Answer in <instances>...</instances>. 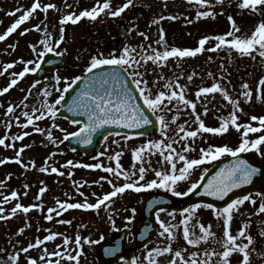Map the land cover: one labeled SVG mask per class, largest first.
Listing matches in <instances>:
<instances>
[{"label":"rangeland","instance_id":"1","mask_svg":"<svg viewBox=\"0 0 264 264\" xmlns=\"http://www.w3.org/2000/svg\"><path fill=\"white\" fill-rule=\"evenodd\" d=\"M34 0H0V34H3L7 28L18 18L22 13L17 15H9L10 12L17 8H28ZM43 3H54L57 5L56 9L49 10L48 13H43L38 10L33 18L10 34L5 41H0V72L3 71L4 66L11 62H16L15 67L9 72L0 76V89L7 86L12 79L11 72H19L25 66L20 63V59L24 61L33 60L39 63L37 52L32 50V45H36L38 52L44 51V46L40 44L43 39H48L51 45L55 48L53 52H60L70 57L71 65L67 68H58L54 76H49L42 80L35 88L32 89V94L25 101L24 97L27 95V89L35 82L34 72L27 74V76L18 82L17 86L12 87L9 92L0 95V138L7 137L6 143L11 142V138L15 135H20L24 131H28L31 135L24 138L23 141H15L14 148H5L0 146V159L8 160L7 163L0 165V173L3 176V182L0 184V206L4 207V215L10 216V210L17 202L25 206L40 203L43 204V210L32 209L29 213L18 212L16 216L0 221V264H28L30 258H39L44 256L43 247H47L49 252L58 250L57 245H63V236H67L71 243L63 246V251L69 252L73 255L77 254L80 249L75 245L74 240L77 236L82 237V255H80L79 264H99L97 256L93 252V246L97 243H89L88 241H98V243L105 241L108 237L115 235L119 229H129L130 244L131 235L136 230V224L140 216V202L152 192H165L174 195L172 192L165 189H151L140 193L128 191L123 195H118L114 198V202L108 207L101 206L99 210H83L70 209L64 212L61 216H56L53 213L54 219L52 221L46 220L47 209L57 208V200L67 202H83L87 197L89 202L94 203L97 197L102 196L108 191L112 190L111 185L106 181H100L99 184L93 183L99 180L101 176H107L113 179L114 183L122 184L125 182L123 178L115 179L110 173H105L103 169H88L77 167V164H92L100 162L105 167L116 166L114 159L117 152L121 153L120 164L125 171H131L133 165L139 167V162L135 161L134 150L146 144L149 139H161L160 130L152 135L146 136H131L130 139L125 140V135H107L102 145H100L96 153L84 155L83 153L69 148L63 140L66 132H74L80 125H74L61 116H56L53 120L47 115L41 121H37L39 127L45 129L44 133H38L33 130V126L27 129L21 125L26 122V117L22 115L23 111L31 112L33 108H41L47 101L53 103L62 93L57 91V88L66 86L64 78L71 81L75 76L81 75L85 72L91 56L98 52L105 55L111 54L114 50H122L124 46L135 48L137 52L141 51L140 46L151 44L157 50H163V45H157L155 41L159 39V28H163L166 34V40L169 47H196L198 41L205 35L215 36L228 32L231 28L230 22L227 19L229 15L233 16L242 30V34H250L255 26L264 16L259 13H253L248 10L240 9V0H223V3H218L217 0H210L211 7L199 5L194 0H134V6H130L120 16L113 18L107 15H101L97 20L82 19L77 24L61 25L60 20L64 15L75 13L90 9L96 5V0H42ZM115 7L122 6L126 0H112ZM198 11H214L217 13L215 17L196 19ZM176 15L179 19L162 20L159 26L152 24V20L159 19L160 16ZM45 17H47L45 19ZM191 20V23H187ZM41 23V31H36L34 25ZM124 26L126 33L123 37H119L118 28ZM47 28V35L44 28ZM63 27V34L65 40L62 43L59 41L61 28ZM25 28H32L30 32L21 35ZM145 33L149 39L140 33ZM215 41H210L206 48L214 45ZM148 54L151 53L149 49ZM138 58V57H137ZM224 65L222 68L221 65ZM34 65H29L32 67ZM147 67H152L146 69ZM146 69V71H145ZM131 70V69H129ZM145 73L144 79L149 81L152 87L153 94L158 93L164 88L165 83L172 81L179 82L181 85H187L186 98L192 99L197 103V111L203 113L205 104L209 112L207 116L202 115L206 126L218 127L223 122V118L230 115L233 106L223 98L220 93L210 94L207 98L201 97L197 100L196 92L200 87H208L213 83L223 84L229 94L234 99H241V107L243 113L240 115L241 123L251 122L254 126H258V122L250 121L252 115H264V102L259 99L261 92L258 81L264 77V58L260 57L258 52H254L252 56L240 55L235 50L229 52L227 49H221L216 52L205 51L198 54L196 57L181 58L176 60L170 58L167 65L158 67L152 62H148L144 68L138 69ZM195 72L197 75L189 81L187 77ZM211 72L213 75L209 76ZM59 75L61 80L57 84L56 76ZM163 75L165 79L159 81L158 85L153 86V81ZM247 82L253 89V101L248 102L243 99L241 93L242 83ZM47 88L52 95L45 98L43 96V89ZM174 104L176 102H173ZM24 104L28 107L24 108ZM9 105H15L16 110L12 114H7ZM60 107L59 105L57 106ZM171 107V106H170ZM37 115L39 113H36ZM158 115V113H156ZM166 120L170 122L168 130L169 136H174L178 131V125L184 124L188 121L186 127L188 130H195L198 124L194 123V116L191 114L190 108H183L179 112V118L171 123L172 117L177 115L176 111L163 113ZM16 117L20 118V124L16 123ZM11 123V127L8 124ZM58 125V127H56ZM63 129L64 131H61ZM51 131L56 143L48 139L47 132ZM181 135H183L181 133ZM257 133H251L250 139H255ZM128 136V135H126ZM179 139V137H176ZM242 139V131L237 132L234 127L224 135H213L210 133H203L198 136L196 140L188 141L192 143L197 151L189 153L191 158L199 157V148H206L208 145H223L238 146ZM119 143H116V142ZM24 145L30 147L25 148L21 153L23 164L15 162L14 158L19 148ZM177 151H181V145H174ZM105 153L101 156L100 153ZM55 153V155H52ZM261 157L260 152H257ZM113 157L109 160L108 157ZM226 157V156H225ZM147 158V157H146ZM223 158V157H221ZM151 164H145V167L159 169L161 167L160 161L162 157L158 153H154L150 158ZM72 160L73 165L68 166L67 161ZM183 162H179L178 167ZM210 163L203 165L193 173L192 181L199 179L204 168L210 169L214 164ZM28 165V167H24ZM34 165V166H33ZM42 167L49 168V171L42 172ZM51 167H56L65 175L60 176L58 173H52ZM71 173V175H69ZM137 177H133L136 179ZM154 173L149 171L146 180L154 179ZM189 182H181L178 185V190L186 191L190 187ZM87 182V183H85ZM143 183V181L141 182ZM25 185H28L25 188ZM47 187V191L43 197L37 199L41 187ZM84 193V197L80 196L77 191ZM12 191L18 192V199L12 200L10 194ZM27 192V195L24 193ZM95 193L96 195H93ZM253 199H256L257 204L253 205L250 202H245L240 210L234 213L232 222V232L236 234L244 223H249V231L256 238L255 251L252 253L251 264H264V236L259 233L264 230V214L258 212V205L261 202L258 195L251 194ZM5 197H8L5 202ZM135 208V219L129 221L127 217L133 215L131 209ZM165 212L160 213V219L166 223L177 225L178 239L173 243L174 250L186 249L185 255L190 256L192 251H198L203 254L205 249L222 250L221 246L215 241L210 240L207 243H202L199 246L188 245L183 239V212H176L173 219L169 213L171 210L165 209ZM59 220H70V224L59 223ZM115 221L113 226L112 221ZM159 223V221H158ZM205 226L211 224L212 231L216 233L217 239L223 237L224 223L223 219H217L214 210L201 208L197 210L195 216L189 221L191 231L196 236L201 234L199 224ZM20 228H24L23 233L19 232ZM51 229L54 232L62 234L58 236L55 241H47L45 245L30 249L28 253H23L20 250L27 247L29 243H34L37 238L49 234L46 230ZM155 234L151 244L142 248L136 253L134 258L137 264H148L147 252L155 247H163L168 243L166 237H160L161 231ZM19 252L18 260H13L12 257ZM54 260H61V264H74L73 261H68L66 256L51 257ZM172 258L171 255L159 257L160 264H167V261ZM241 259V254H234L232 257V264H238ZM124 260L117 264H126Z\"/></svg>","mask_w":264,"mask_h":264},{"label":"snow or ice","instance_id":"2","mask_svg":"<svg viewBox=\"0 0 264 264\" xmlns=\"http://www.w3.org/2000/svg\"><path fill=\"white\" fill-rule=\"evenodd\" d=\"M196 4L205 5L211 7L210 0H194ZM218 3H223V0H217ZM130 6H134V0H126L122 6L115 7L112 0H96V5L90 9H85L80 11L79 14L70 13L64 15L60 20V24L67 25L69 22L71 24H77L82 19L87 18L90 20H97L101 15L111 16L113 18L120 17L126 9ZM239 8L251 11L253 13H259L264 16V0H240ZM57 5L54 3H43L42 0H34L30 7L17 8L15 11L10 12L9 15H17V13H22L18 18L7 28V30L0 34V41H5V39L17 29H20L23 24L29 22L35 14H38V10L43 13H48L49 10L56 9ZM217 13L214 11H198L196 19L215 17ZM47 17H45L46 19ZM177 20L179 17L176 15H171L168 17L160 16L159 19L152 20V24L159 26L162 20ZM227 19L230 22L231 28L228 32L215 35V36H203L198 41V46L196 47H169L166 40L165 30L159 28V39L155 41L157 45H163V50H157L153 48L151 44L145 47L141 45V51L137 52L135 48H130L124 46L122 50H114L111 54L105 55L104 53L98 52L96 55L91 56L90 62L86 67L85 71L90 73L87 78L84 79V88L80 90L77 96L72 100L71 106L68 107L70 112L82 113L87 117V122L81 120H72L74 125H82L79 127L78 131L66 132L63 137V141L68 140L70 137H76L83 144H90L92 142L93 134L106 125H120L128 129H141L146 125L153 124V120L149 118V114L146 112L145 108L141 106V103L137 100V95L143 98V105L147 106V109L151 110V113H158L157 119L160 124V133L162 138L157 140L149 139L146 144H142L134 150L135 161L139 162V167L133 165L131 171H125L120 164L121 153L117 152L115 154V167H105L102 163H92V164H77V167H83L88 169H103L105 173H110L115 179H120L121 177L125 182L122 184L114 183L113 179L107 176H101L99 180L93 183L99 184L100 181H106L111 185L112 190L106 192L102 196L97 197L94 203L89 202L87 197L84 198L83 202H67L57 200V208H48L46 220L52 221L54 219L53 213L56 216H61L64 212L70 209H83V210H99L101 206L108 207L114 202V198L118 195H123L128 191H134L140 193L145 190L151 189H165L172 192L175 196H188L190 193L196 192L198 189L203 187V192L209 197H216L220 200H224L229 193L233 192L234 189L241 188L244 185L251 184L253 178L261 170L253 164L249 163V160L242 159V153H249L255 150L264 155V115L256 116L252 115L250 121L258 122V126H254L251 122L241 123L240 115L238 113H243V108L241 107V99H234L227 88L217 82L213 83L208 87H200L196 92L197 100L201 97L207 98L210 94L220 93L224 99H226L232 106L233 110L230 115L223 118V122L218 127L206 126L205 120L202 119L203 116H207L209 109L205 104L203 108V113L197 111V103L192 99L186 98V88L187 85L179 84L177 82L173 83L168 81L165 83L164 88L166 90H160L158 93L153 94L152 87L149 85V81L144 79L145 73L138 71V69L144 68L148 62H152L158 67H164L167 65L170 58H175L180 60L181 58L196 57L198 54H202L205 51L216 52L221 49H227L229 52L235 50L240 55L252 56L254 52H258L259 56L264 58V19H261L259 23L255 26L254 30L250 34H242V30L238 25L237 21L233 16L229 15ZM187 23H191V20H187ZM36 31H41V23L34 25ZM32 28H25L22 30L21 35L32 31ZM47 35V28L44 29ZM140 35L148 40L149 37L141 32ZM65 40L63 34V27L61 28V34L59 36V41L57 43H62ZM210 41H215L214 45L210 48H206V45ZM40 44L44 46L43 52H38L36 45H32V50L37 52L39 60H43V57L48 52L55 51V48L51 45L48 39H43ZM149 49H151L152 54H148ZM60 56L62 53L57 52ZM138 57V58H137ZM20 63L25 66L19 72H11L12 79L10 83L0 89V95L9 92V90L18 85V82L24 79L27 74L36 72L40 67V63L33 60L24 61L23 58L20 59ZM51 62V61H49ZM16 62L8 63L4 66L0 76L9 72L10 69L15 67ZM29 65H34L29 67ZM103 66H118L113 68L112 71H99L95 72L96 69H101ZM223 68L224 65L222 64ZM129 69H131L129 71ZM146 71V69H145ZM197 73L193 72L189 75L187 79L191 81L193 76ZM209 76L213 74L208 73ZM131 76L133 79L131 83L135 85L138 89V93L129 87V80L126 78ZM57 84H59L61 77L56 76ZM66 86L57 88L62 94L55 99L53 103L45 102L41 108H33L31 112L23 111L22 115L26 117V122L21 126L27 129L30 125L33 126V130L38 133H44L45 129L38 126L37 121H41L47 115L53 120L57 116L60 108L63 107L62 102L65 101L64 93H67L69 89L73 88V85L82 79L81 76H75L71 81L64 78ZM165 79L163 75H160L156 81H153V86L158 85L159 81ZM40 83L39 80L35 81L28 89L27 95H25L24 100L26 101L32 94V89L35 88ZM258 86L260 89H264V77H261L258 81ZM242 97L248 102L253 101V89L249 83L244 82L241 85ZM52 93L47 89H43V96L45 98L50 97ZM259 99L264 102V91L261 92ZM173 102H176L175 104ZM171 106V107H170ZM181 106L183 108H190L191 114L194 116V123L198 124L195 130H188L186 125L188 121L184 124L178 125V131L174 136L168 135V130L170 127V122L166 120L163 113L176 111L177 115L172 117L171 123H174L178 118V114L181 111ZM15 105H9L7 108V114H12L16 110ZM28 105L24 104V108ZM36 113H39L38 115ZM16 123L20 124V118L16 117ZM11 127V123L8 124ZM58 127V125H56ZM230 127H234L237 132L242 131V139L238 146H230L228 144L223 145H213L210 144L206 148H199V157L191 158L188 154L197 151V148L193 146L192 143L188 141H195L198 136H202L203 133H210L213 135H224L229 130ZM61 131H64L61 129ZM181 133L183 135H181ZM251 133H257L255 139H250ZM31 135L30 132L24 131L20 135H15L11 138V142H7V137L0 138V146L5 148H14L15 141H23L25 137ZM119 135V133H117ZM138 136H144L146 133L144 131H139L136 133ZM48 139L53 143L56 140L53 138L51 131L47 132ZM176 137H179L177 139ZM107 139V137H105ZM125 140L130 139L129 136L124 137ZM116 143H119L118 141ZM174 145H181L182 150L177 151ZM30 147L29 145H24L19 148L15 155V162L23 164L21 158V153L24 152L25 148ZM154 153H158L162 160L160 161L161 167L159 169H153L145 167L144 165L151 164L149 159ZM52 155H55L53 153ZM101 156L105 153H100ZM231 156L235 159L225 164L219 169L210 179H207L206 183L205 177L208 174L209 169L204 168L199 179L192 181L193 173L200 169L205 164H210L218 161L221 157ZM147 157V158H146ZM109 160L113 157H108ZM8 160L0 159V165L7 163ZM179 162H183L181 166L178 167ZM68 166L73 165L72 160L67 161ZM34 166V165H33ZM28 167V165H24ZM42 172L49 171V168L42 167L40 169ZM50 171L52 173H58L60 176L65 175L64 172L60 171L56 167H51ZM149 171L154 173L155 178L151 180H146V176ZM71 175V173H69ZM133 177H137L133 179ZM143 181V183H141ZM190 187L186 191L178 190V185L181 182H189ZM87 183V182H85ZM28 185H25L27 188ZM47 191V187H41L37 199L43 197L44 193ZM77 191L80 196L84 197V193L79 191V186ZM18 192L12 191L10 197L12 200L18 199ZM27 195V192L24 193ZM93 195H96L93 193ZM8 197H5V202ZM261 202L258 205V212L264 214V195L260 197ZM245 202H250L251 204H257L256 199H253L251 194L243 195L237 199H232L231 202L227 203L223 208H217L213 203H195L190 208H184L183 214V239L188 245L199 246L202 243H207L210 240L215 241L221 246L220 251L215 249H205L203 254L198 251H192L190 256H186V249L174 250L173 243L178 239L177 225L166 223L164 220L160 219V213L165 212L164 208H160L156 212V219L159 221L161 231L159 232L160 237H166L168 243L163 247H155L147 252L148 264H160L159 257L165 255H171L172 258L167 261V264H232V257L234 254H241V259L238 264H251L252 253L255 251L256 238L249 231V223H244L236 234H233L231 226L234 218V213L238 212ZM201 208H207L214 210L217 219H223L224 223V234L223 237L217 239L216 233L212 231V225L209 224L205 226L200 223L199 228L201 234L196 236L194 232L191 231L189 221L193 219L197 210ZM32 209L43 210V204L35 203L25 206L22 203L17 202L14 207L10 210V216L4 215L5 209L0 206V221L9 219L10 217L16 216L18 212L29 213ZM131 212L133 215L127 217L129 221L135 219L136 209L132 208ZM173 219L176 216V212L173 211L169 213ZM59 223L70 224V220H59ZM113 226H115V221H112ZM24 228H20L19 232L23 233ZM49 234L45 235L43 239L37 238L34 243H29L27 247L22 248L20 251L23 253H28L30 249H35L42 245H45L47 241H55L58 236L62 234L52 231L51 229L46 230ZM260 236H264V230L259 233ZM82 237L77 236L74 240L75 245L80 249V251L73 255L69 252L63 251V246L71 243L67 236H63V245H57L55 251L49 252L47 247H43L42 251L44 256L39 258H30L28 264H61V260H54L51 257H60L63 259L65 256L68 261H73L74 264H79L80 255H82L83 245ZM89 243H98V241H88ZM109 254H111L113 249H109ZM264 255V252L260 253ZM19 252L16 253L12 259L18 260ZM132 264H137V260L133 259Z\"/></svg>","mask_w":264,"mask_h":264},{"label":"water","instance_id":"3","mask_svg":"<svg viewBox=\"0 0 264 264\" xmlns=\"http://www.w3.org/2000/svg\"><path fill=\"white\" fill-rule=\"evenodd\" d=\"M125 32L124 28H121L119 31V34L122 36ZM57 59H47L45 64L43 65L42 68L37 73L38 75L45 76L47 74H53L56 65H66L68 64V60L65 57H55ZM51 61V62H49ZM117 67H102L101 69H96L94 70L95 72L99 71H105L108 72L109 69H113ZM90 73H87L86 76L78 81L75 85H73L72 89H69L67 93V98L63 102V104L67 103L70 99H74L77 95H75V90L76 92H80V84L81 82L84 81L85 78H87ZM129 80V77H127ZM129 84L133 85L131 83V80H129ZM134 86V85H133ZM72 94V95H71ZM72 96V98H71ZM144 106V105H143ZM145 107V106H144ZM146 108V107H145ZM146 111L151 115L153 124L154 126H146L141 128L140 131H144L145 133H150L158 130V123L157 119L155 116L150 112L149 109H146ZM60 113H64L67 115V113L64 111V108L61 109ZM71 117V116H69ZM74 117H72L73 119ZM79 117H75L74 119H78ZM80 119L84 122H87V117L85 115H81ZM152 125V124H151ZM107 125L103 128V131L99 134H97V131L93 134V137L96 138L97 140L93 142L95 139L92 140L91 146L87 147L86 149L89 150H96L98 145L102 142L103 137L105 136L106 133L110 131H114L111 127H108ZM76 138V137H72ZM71 139V138H70ZM78 142H74L72 145L77 146ZM242 159H247L249 160V163L253 164V166L259 168L261 171L257 173V175L253 178V182L248 185H244L241 188L234 189L233 192L229 193L227 197L224 198V200H220L216 197H209L203 192V187L201 186L200 189H198L196 192L190 193L188 196L176 198V197H171L168 195L164 194H154L150 195L147 197L142 203H141V211H142V217L141 221L138 224V231L136 235L134 236V241H133V247H139L143 244H146L150 241V238L153 234V232L156 230V226L154 223L153 215L154 211L159 208V207H164L168 206L174 209H184L188 207L189 205L195 203V202H201V201H206L208 203H213L217 207H224L227 203L231 202L232 199L237 198L238 196L249 194L250 192H258V193H264V160L260 159L255 152H249L247 154L241 155ZM235 158H228V159H223L221 160L210 172H208L207 176L205 177V183L207 179H210L212 175H214L221 167H223L225 164L229 163L230 161L234 160ZM120 236L123 237V244L125 242V232H122ZM112 240H109L107 243L100 245L95 248L96 253L101 257V261L104 264V260H116L119 252L113 253L117 251L118 249H113L111 254H109V243ZM124 246V245H123ZM119 247V245H118ZM132 247V249H133Z\"/></svg>","mask_w":264,"mask_h":264}]
</instances>
